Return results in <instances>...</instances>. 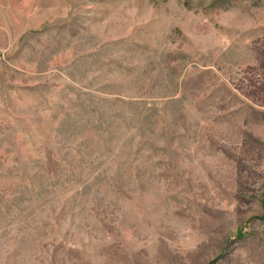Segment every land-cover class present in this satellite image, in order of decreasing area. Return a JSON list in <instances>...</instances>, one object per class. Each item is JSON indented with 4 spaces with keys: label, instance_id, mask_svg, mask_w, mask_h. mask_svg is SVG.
Returning a JSON list of instances; mask_svg holds the SVG:
<instances>
[{
    "label": "rangeland",
    "instance_id": "rangeland-1",
    "mask_svg": "<svg viewBox=\"0 0 264 264\" xmlns=\"http://www.w3.org/2000/svg\"><path fill=\"white\" fill-rule=\"evenodd\" d=\"M0 264H264V0H0Z\"/></svg>",
    "mask_w": 264,
    "mask_h": 264
}]
</instances>
